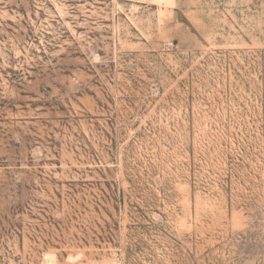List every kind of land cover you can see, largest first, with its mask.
Returning <instances> with one entry per match:
<instances>
[{
    "label": "rangeland",
    "instance_id": "rangeland-1",
    "mask_svg": "<svg viewBox=\"0 0 264 264\" xmlns=\"http://www.w3.org/2000/svg\"><path fill=\"white\" fill-rule=\"evenodd\" d=\"M0 264H264V0H0Z\"/></svg>",
    "mask_w": 264,
    "mask_h": 264
}]
</instances>
